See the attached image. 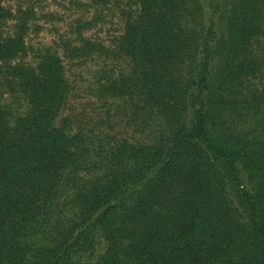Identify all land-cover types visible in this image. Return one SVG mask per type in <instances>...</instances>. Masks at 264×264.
Returning a JSON list of instances; mask_svg holds the SVG:
<instances>
[{"label":"trees","instance_id":"1","mask_svg":"<svg viewBox=\"0 0 264 264\" xmlns=\"http://www.w3.org/2000/svg\"><path fill=\"white\" fill-rule=\"evenodd\" d=\"M193 1L209 13L200 30L188 21ZM138 8L120 50L165 126L152 144L122 142L91 160L83 139L54 123L68 92L59 59L10 67L28 108L9 122L0 106V264H80L99 239L104 251L87 264H264V109L256 133L210 127L234 82L259 72L250 48L264 0ZM20 43L0 45V60ZM65 187L71 213L61 217Z\"/></svg>","mask_w":264,"mask_h":264},{"label":"rangeland","instance_id":"2","mask_svg":"<svg viewBox=\"0 0 264 264\" xmlns=\"http://www.w3.org/2000/svg\"><path fill=\"white\" fill-rule=\"evenodd\" d=\"M208 1L202 3L207 6ZM138 10V0H0V45L17 37L23 49L13 58L0 60V106L6 119L13 122L28 108L10 67L36 68L44 57L54 56L68 86L55 126L82 138L91 160L122 142H156L165 126L135 87L132 62L120 50L126 26ZM190 11V25L200 30L202 15L207 17L208 11L197 10L194 1ZM250 50L260 65L259 72L234 82L223 99L225 105L210 109L212 130L223 125L234 135L258 132L253 125L255 113L260 115L264 109L258 106L259 98L260 103L264 98V24ZM87 178V173H80V182ZM72 192L71 187L61 189L56 209L61 217L71 213ZM98 242L80 264L92 263L103 253L104 243ZM40 244L51 245L49 241Z\"/></svg>","mask_w":264,"mask_h":264}]
</instances>
